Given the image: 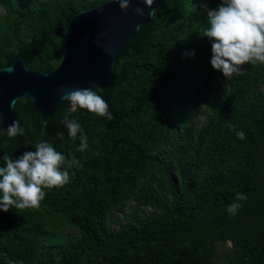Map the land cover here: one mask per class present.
I'll return each instance as SVG.
<instances>
[{
  "label": "trees",
  "instance_id": "16d2710c",
  "mask_svg": "<svg viewBox=\"0 0 264 264\" xmlns=\"http://www.w3.org/2000/svg\"><path fill=\"white\" fill-rule=\"evenodd\" d=\"M106 1L0 0V67L21 56L52 71L71 15ZM220 2L168 0L155 9L117 55L114 84L91 88L113 118L72 113L88 138L84 152L62 123L69 102L49 117L16 101L24 135L9 138L0 125L3 155L44 139L81 166L39 207L0 211V264H264V64L230 79L212 68L203 35L207 9ZM233 202L241 205L234 215Z\"/></svg>",
  "mask_w": 264,
  "mask_h": 264
},
{
  "label": "clouds",
  "instance_id": "9594fccd",
  "mask_svg": "<svg viewBox=\"0 0 264 264\" xmlns=\"http://www.w3.org/2000/svg\"><path fill=\"white\" fill-rule=\"evenodd\" d=\"M151 8L154 0H143ZM120 9L127 13L132 0H118ZM138 16H144L142 8H134ZM208 27L204 31L205 37L211 41V66L222 73L225 79L242 74V66L252 62L264 64V0H221L218 7L207 9ZM195 53L193 52L192 55ZM61 98L67 100L71 107L66 109L62 123L67 128L72 139L79 136V146L76 151L84 152L88 148V138L83 134L80 124L72 118L77 109L87 110L89 113L111 120L109 105L96 91L91 88H65L61 90ZM15 107V102H11ZM228 127H234L228 125ZM47 122H43V129ZM9 138L24 135V129L18 121H13L6 129ZM57 139L63 140L62 132H58ZM239 139H245L243 131H237ZM0 211L10 209L25 210L37 208L46 197V190L58 188L70 182L69 169L79 168L80 161L74 153L67 156L57 151L53 144L41 139L34 145V150L24 151L12 158L8 155L0 157ZM247 197L237 193L235 200L244 201ZM241 207L233 202L227 208L229 214L234 215ZM8 264H14L9 261ZM22 264V262H21Z\"/></svg>",
  "mask_w": 264,
  "mask_h": 264
},
{
  "label": "water",
  "instance_id": "95a60500",
  "mask_svg": "<svg viewBox=\"0 0 264 264\" xmlns=\"http://www.w3.org/2000/svg\"><path fill=\"white\" fill-rule=\"evenodd\" d=\"M168 0H132L127 13L118 0H108L71 15L63 32V57L52 71L33 69L23 57L0 67V125L6 131L18 113L11 102L27 98L43 116H52L62 102L65 88L111 87L116 79L114 62L125 44L134 39L143 24L150 23L157 7ZM142 8L144 16L133 12ZM3 150L0 148V157Z\"/></svg>",
  "mask_w": 264,
  "mask_h": 264
},
{
  "label": "rangeland",
  "instance_id": "374dc122",
  "mask_svg": "<svg viewBox=\"0 0 264 264\" xmlns=\"http://www.w3.org/2000/svg\"><path fill=\"white\" fill-rule=\"evenodd\" d=\"M0 12H3V8L2 7H0ZM199 117H200V119L203 120V116L202 115L199 116ZM113 218H116V219L120 220L121 222L123 221V215H122V213H114ZM110 224L113 227H115V228H118L119 227V225L116 222L110 221ZM227 249H228L227 246L226 247L224 245L218 246V253L220 254V257L223 260H225V258H226Z\"/></svg>",
  "mask_w": 264,
  "mask_h": 264
}]
</instances>
